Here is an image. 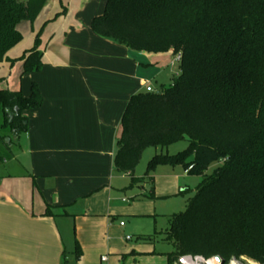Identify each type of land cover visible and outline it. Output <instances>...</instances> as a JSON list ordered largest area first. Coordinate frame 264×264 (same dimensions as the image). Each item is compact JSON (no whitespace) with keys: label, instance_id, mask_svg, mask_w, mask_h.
<instances>
[{"label":"trees","instance_id":"obj_1","mask_svg":"<svg viewBox=\"0 0 264 264\" xmlns=\"http://www.w3.org/2000/svg\"><path fill=\"white\" fill-rule=\"evenodd\" d=\"M47 2L0 0V63L23 40L19 25L34 23ZM91 28L131 51L181 55L170 85L130 98L114 157V171L133 177L148 148L188 141L185 151L148 163L202 178L188 209L169 217L167 264L184 255L264 264V0H107ZM43 29L10 60L24 63L22 76L43 67ZM42 105L34 82L29 96L0 89V160L28 132L25 113Z\"/></svg>","mask_w":264,"mask_h":264},{"label":"crops","instance_id":"obj_2","mask_svg":"<svg viewBox=\"0 0 264 264\" xmlns=\"http://www.w3.org/2000/svg\"><path fill=\"white\" fill-rule=\"evenodd\" d=\"M104 1L51 0L34 23L19 25L29 46L24 53L44 28L43 67L23 85L28 96L36 83L43 105L25 113L29 130L16 138L25 140L22 168L0 173V264H167L174 252L165 236L167 253L157 252L149 237L128 244L133 237L121 236L123 222L112 233L120 217L144 214L118 204L114 157L122 116L132 96L166 77L172 51L135 52L96 35L91 24ZM10 53L9 76L0 85L16 91L24 63L10 60L24 53Z\"/></svg>","mask_w":264,"mask_h":264},{"label":"rangeland","instance_id":"obj_3","mask_svg":"<svg viewBox=\"0 0 264 264\" xmlns=\"http://www.w3.org/2000/svg\"><path fill=\"white\" fill-rule=\"evenodd\" d=\"M106 3L107 0L104 1V6H102V14L104 13ZM95 12L96 10L93 11V13ZM23 33L27 32L25 31ZM26 42L27 38L14 47L10 51V57L22 55L29 47L25 46ZM172 63H174L173 66H171ZM8 69L9 65L7 62L0 64V80L4 81L9 76L10 70ZM180 70L178 56H173L171 53L168 65H163V71H166V77L162 80L153 79L151 84L154 88H161L162 85H170L172 79L180 73ZM29 78L30 75L26 74L21 79L20 89L23 95V85L25 83L26 85L29 84ZM31 83L29 90H31ZM10 84L4 83L2 86L0 85V89H6ZM23 138H25L24 134L22 135ZM12 141L13 143L11 145L9 144V149H4L1 153L3 160H0V173L3 170L16 171L17 169H21L22 167L19 163H23L27 159L26 154H22L25 148V140H16V137H14ZM187 148V140L177 142L162 149L150 147L143 153L133 177L114 172L115 176H117L114 183L118 190V204L121 207L134 204L137 213L143 212L144 214H138L140 217L134 215L120 217L117 222L112 224V233L117 231L118 228H121L119 222H123L126 227L121 229V236L133 237V241L127 242L128 244H144L137 239L138 236L144 238L149 237V241L157 240V244L155 245L157 252L167 253L171 250L169 244L164 241V236L166 239V233L170 228L169 217L183 213L188 209L191 200L196 197L197 188L202 178L188 175L182 165L172 166L169 164H160L153 169H148V163L157 153L173 156L185 151ZM13 157H16V159L11 161ZM216 166L210 167L208 173L211 174ZM134 179L137 181H134ZM123 199L127 200L128 203H122ZM155 232H158V234H155ZM239 260H241V264H259L245 257Z\"/></svg>","mask_w":264,"mask_h":264},{"label":"built area","instance_id":"obj_4","mask_svg":"<svg viewBox=\"0 0 264 264\" xmlns=\"http://www.w3.org/2000/svg\"><path fill=\"white\" fill-rule=\"evenodd\" d=\"M178 56V62L180 61L181 55ZM147 93H153L156 92L155 89L150 85L146 87ZM121 225H124L121 223ZM178 264H217L215 261V257L212 258H205L200 255H184L181 256L178 260ZM225 264H241V260L239 259H232L230 262Z\"/></svg>","mask_w":264,"mask_h":264},{"label":"water","instance_id":"obj_5","mask_svg":"<svg viewBox=\"0 0 264 264\" xmlns=\"http://www.w3.org/2000/svg\"><path fill=\"white\" fill-rule=\"evenodd\" d=\"M50 1L51 0H48V2H50ZM48 2H47V4H48ZM215 261H216L217 264H225L226 263L225 260L222 257H220V256H216L215 257Z\"/></svg>","mask_w":264,"mask_h":264}]
</instances>
